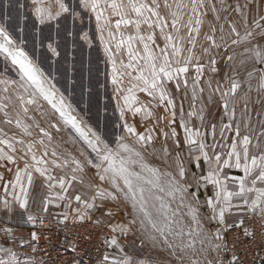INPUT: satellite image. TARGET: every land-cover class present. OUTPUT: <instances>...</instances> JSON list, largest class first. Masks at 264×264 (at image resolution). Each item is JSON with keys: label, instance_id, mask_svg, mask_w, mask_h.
Wrapping results in <instances>:
<instances>
[{"label": "snow or ice", "instance_id": "1", "mask_svg": "<svg viewBox=\"0 0 264 264\" xmlns=\"http://www.w3.org/2000/svg\"><path fill=\"white\" fill-rule=\"evenodd\" d=\"M16 5L21 12L28 7L21 0H16ZM30 5L36 44L45 46L47 41V50L53 57L60 55L58 41L62 32L66 37L73 36L66 26L69 18L74 26L77 20L83 23L85 14L90 19L94 17L98 39L111 65L109 75L118 113L115 128L120 132L110 140L90 126L21 47L25 39L17 43L7 27L0 24V56L19 77L0 79V124L14 125L17 130L9 135L5 127H0V169L12 174L8 180L0 174V186L5 192L0 198V210L11 213L18 205L27 211L30 190L39 180L46 189L41 200L43 211L66 201L63 207L71 209L74 221L90 220L91 213L102 209L106 201L123 200L131 207V219L127 223L109 222L111 235L103 241L120 255H105L101 264H146L128 255L119 243L121 237L134 230L143 236L141 243L147 240L168 250L179 264H245L236 242L229 247L225 234L232 228L241 229L245 238L254 233L243 219L229 223L226 213L242 210L264 218V187L258 186L264 185V67H258L264 66L261 0H235L234 4L227 0H30ZM209 14L213 20L202 34ZM2 19L10 17L5 14ZM42 26H47L48 33ZM157 31L163 47L157 43ZM80 39L91 45L87 32ZM237 48L242 51L236 52ZM219 49L224 50L223 56L236 74L227 76L225 84L217 81L215 88L210 80L204 81L202 87L205 67L213 73L217 71V60L211 53ZM125 55L126 61L122 58ZM205 57L207 65L202 63ZM237 65L244 69V78L236 72ZM190 68L195 71L191 78ZM172 83L175 93L170 91ZM189 87L192 105L185 113L182 104L177 110L176 99L182 88L187 96ZM206 90H211L209 100L219 96L228 121L219 128L212 124L210 133L192 123L196 117L201 127L205 126L204 108H197L196 101L199 93ZM137 92L145 94L146 99L141 101ZM253 92L258 96L255 102ZM253 103L260 105L256 114L261 119L255 123ZM159 109L163 112L158 114ZM178 115L183 148L176 127ZM137 117L147 122L142 131L129 122ZM217 130L221 140L230 143L217 142ZM62 132L68 133L78 155L66 148L61 150V144L55 142L54 134ZM228 132L233 135L226 137ZM209 135L212 143L208 142ZM158 137L164 141L161 155L157 156L166 166L164 169L150 164L144 155ZM168 141L175 147L174 155ZM201 160L207 165V174L189 176L185 163L200 167ZM133 166H138L139 171ZM233 168L243 175H228L227 170ZM209 185L213 194L203 203L211 212L209 219L218 224L214 232L205 230L200 216L198 192ZM230 185L235 188L230 189ZM77 186L78 190L73 191ZM192 188L196 191H189ZM172 203L177 208L173 209ZM103 215L111 218L113 213L109 210ZM68 219L69 213L65 212L60 223ZM35 220V216H27V222ZM3 232L11 235L10 229ZM32 239H36V233H32ZM0 251L8 257L0 259V264H19L14 252ZM193 256H203L204 260Z\"/></svg>", "mask_w": 264, "mask_h": 264}, {"label": "rangeland", "instance_id": "2", "mask_svg": "<svg viewBox=\"0 0 264 264\" xmlns=\"http://www.w3.org/2000/svg\"><path fill=\"white\" fill-rule=\"evenodd\" d=\"M5 1L0 0V24H3L7 27L8 31L12 34L13 39L19 43L21 38L25 39L26 43L21 45L28 52L29 56L40 66L45 75L56 84V87L60 89V92L66 97L68 103H71L76 111L80 114L84 120L92 126L95 130L105 133L108 135L110 140H114V134H118L120 130L115 128V124L118 120V113L115 111L117 100L114 99V86L111 84L110 72L111 65L107 62V57L103 51L100 40L98 39V33L96 32L95 20L89 18L87 14L84 15L83 23L79 20L76 21L73 26L71 18L67 22V27L73 32V36L66 37L62 32V38L58 41L59 47L58 51L59 56L53 57L51 53L47 50L45 41V46H39L36 44L34 39L36 31L33 28V21L30 14V10L22 11L16 10L14 8L5 7ZM75 2V0H73ZM171 2V0H170ZM228 3H235V0H227ZM261 11L264 12V0H261ZM27 16L26 22H23V27L21 25L20 17L22 14ZM7 14L10 19L5 21L3 16ZM213 17L211 14L207 17L205 24L202 26V34L208 30V22L212 21ZM44 27L45 33H48L49 29L47 26ZM20 28H23V32L20 31ZM82 30V31H81ZM52 31H55V25H52ZM83 32L88 33L89 40L91 45L80 39V35ZM157 43L160 47L164 46V41L159 38V32L157 31ZM201 41L203 35L200 37ZM138 48H142L137 44ZM199 54V48L196 50ZM236 52L242 51V49H235ZM223 49L213 50L211 55L217 60V71L215 73L211 72L207 67H205L204 75L201 77V86L203 87L204 81L210 80L212 82L213 88L216 86V82L219 81L221 84L226 83V77L232 76L236 73L232 71V65L226 61V58L223 56ZM127 60V56L122 57ZM208 57H205L202 63L207 65ZM258 67H264L259 66ZM236 72L239 74V77L244 78L246 73L243 68L239 65L236 66ZM189 78L195 76L194 69L190 68L188 73ZM0 79H13L18 80L19 77L16 75V72L12 70L10 63H6L4 58L0 56ZM3 88V85H0V89ZM245 91L247 90L245 86ZM170 91L175 93V84L172 83ZM211 90H206L202 93H199L196 101V107L204 108L205 116V126L201 127V122L196 118H192V123L196 127H200L203 132H211V125L216 124L217 128L221 123H227V118L223 116V108L220 105L219 96L213 95L212 99L209 100V94ZM136 95L141 101L146 99L145 94L137 92ZM258 99V96L255 92L252 93V101L255 102ZM177 110H179L180 105H183L185 113L191 110L192 99H191V87H189L187 96H185V91L181 89L177 99ZM45 107L47 105L45 104ZM252 120L253 123L261 119L260 116H257L256 111L260 109V105L253 103L252 105ZM163 109L158 110V114L162 113ZM14 115V114H13ZM29 115L35 116L39 119L38 115L34 112H30ZM2 116V114H0ZM130 123H134L137 126L138 131L143 130V126H146L147 122H142L139 117L135 121L129 120ZM43 123V122H42ZM179 124V115L177 116V132L180 136L181 147L183 148V130L178 127ZM46 126V125H45ZM0 127H5L0 124ZM5 131L9 135L13 131H17L13 126L5 127ZM55 135V142L61 144V150L68 149L74 154L78 155L75 152L76 146L71 143L67 132H62ZM233 133H225L226 137H231ZM216 141L222 144L230 143L229 140H221L219 131L216 133ZM208 142L212 143L213 138L211 135L208 136ZM131 143V141H129ZM163 137H158L154 141L152 148H149L147 152L144 153L146 160L153 166L164 169L166 166L162 163L160 159H157V156L161 155V147L163 145ZM168 147L172 151L173 155L175 154V147L171 141H168ZM155 150V151H154ZM184 156L187 157V151L185 149ZM200 167H197L196 164L185 163V167L188 169L189 176L192 173L197 174H207V165L204 164L203 160L199 162ZM20 167H23V162L20 163ZM133 170L139 171L138 166H133ZM231 171V172H230ZM233 169H228L227 174L230 176L234 175ZM0 174L4 175V179L8 180L12 178L11 173L5 172L3 169H0ZM55 174V173H54ZM3 188V187H1ZM78 190L73 189V191ZM189 191H196L195 188L190 189ZM46 189L41 186L39 180L33 185L30 190L29 196V205L28 210L23 209H14L7 218V223H4L0 220V249H9L16 254L19 264H41L40 255L37 250L33 248L29 237L25 231H21L15 220V213L26 212L32 215H42L52 219H56L60 222L63 219V214L65 212L69 213V219L66 221H73L71 209H66L63 207L65 202H60V206L55 204L49 205L48 211H43L42 207V197L44 196ZM213 194V188L211 185L205 188H200L198 195L201 202L200 205V216L204 224V228L208 232H214L218 227V224L215 221L209 219L211 216L210 210L203 203L206 196H211ZM72 207H76V203L72 201ZM171 207L173 209L177 208L176 203H172ZM111 211L113 213L111 218L105 217L103 213L105 211ZM151 210V209H150ZM184 213L187 212V209L182 210ZM131 207L126 204L123 200L121 201H106L102 209H98L91 213L90 220H101L108 229L109 222L115 223H127L131 219ZM87 220V219H86ZM187 220H185V224ZM230 223V222H229ZM10 229L11 235L6 236L3 232V229ZM109 232V229H108ZM108 235H111L109 232ZM226 237V234H225ZM143 236L139 231H132L126 237H121L119 243L124 247L125 252L132 256L138 261H145L146 264H179L177 257L171 255V253L158 246H153L150 241L144 240ZM197 248L200 247L199 244L196 245ZM112 250L110 257L119 256L120 253L109 247ZM193 259L204 260L203 256H193ZM0 259L7 260L8 257L3 251H0ZM73 264H80L78 261H73ZM101 264V263H100Z\"/></svg>", "mask_w": 264, "mask_h": 264}, {"label": "built area", "instance_id": "3", "mask_svg": "<svg viewBox=\"0 0 264 264\" xmlns=\"http://www.w3.org/2000/svg\"><path fill=\"white\" fill-rule=\"evenodd\" d=\"M29 213L16 212L15 220L21 231H25L31 245L40 255L41 264H100L105 255L112 250L104 244L108 229L104 223L95 220L68 221L60 223L42 215H33L36 220L27 222ZM32 215V214H31ZM245 226L254 233L245 238L241 229L232 228L226 233L229 247H236L245 264H264V218L247 214L243 218ZM36 233V239H32Z\"/></svg>", "mask_w": 264, "mask_h": 264}, {"label": "crops", "instance_id": "4", "mask_svg": "<svg viewBox=\"0 0 264 264\" xmlns=\"http://www.w3.org/2000/svg\"><path fill=\"white\" fill-rule=\"evenodd\" d=\"M21 2H27L28 3V7L27 8H25L23 11H26V10H30V8H31V5H30V0H21ZM74 2V1H73ZM5 4L9 7V8H14V9H16V10H19L18 9V6L16 5V0H7V1H5ZM20 11V10H19ZM26 14H22L21 15V17L19 18L20 19V21L22 22L21 23V25H22V27H23V22H26V20H24V19H22V17L23 16H25ZM55 25V24H54ZM202 161V160H201ZM233 170L234 171H232V172H234V175L235 176H241V175H243V173H242V171H240V170H237V169H234L233 168ZM231 172V171H230ZM258 186H260V187H264V185H259L258 184ZM2 186H0V198H2V197H4L5 196V192H4V189L3 188H1ZM235 188V186L234 185H230V189H234ZM249 195L250 196H252V195H254V193H249ZM206 197H208L207 195H205ZM235 203H242V201H240V200H236V201H234ZM18 208V205H14L13 206V210L14 209H17ZM18 209H20V208H18ZM9 214L10 213H8V212H5V211H3V210H0V220L2 221V222H4V223H7V221H8V217H9ZM247 214H249V213H247V212H244V211H233L231 214H228V213H226V216L228 217V222H230V223H234V222H236V221H239L240 219H243V218H245V216L247 215Z\"/></svg>", "mask_w": 264, "mask_h": 264}]
</instances>
